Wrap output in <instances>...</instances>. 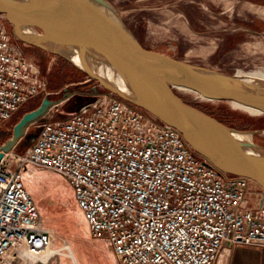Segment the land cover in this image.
I'll list each match as a JSON object with an SVG mask.
<instances>
[{
	"label": "built area",
	"instance_id": "built-area-1",
	"mask_svg": "<svg viewBox=\"0 0 264 264\" xmlns=\"http://www.w3.org/2000/svg\"><path fill=\"white\" fill-rule=\"evenodd\" d=\"M40 95L45 83L0 13V127ZM31 126L32 145L0 161V264H41L54 248L25 169L67 182L91 238L105 241L116 264H216L225 246L264 249V193L141 109L109 93Z\"/></svg>",
	"mask_w": 264,
	"mask_h": 264
},
{
	"label": "rangeland",
	"instance_id": "rangeland-1",
	"mask_svg": "<svg viewBox=\"0 0 264 264\" xmlns=\"http://www.w3.org/2000/svg\"><path fill=\"white\" fill-rule=\"evenodd\" d=\"M105 1L146 50L264 84V0ZM8 32L23 56L34 64L48 95L25 103L0 127V146L12 137V128L22 115L37 108L45 97L54 106L39 123L64 119L93 102L96 96L110 93L67 59L18 41L9 25ZM176 93L227 127L253 133L260 147H264V115L257 110L234 102H215L185 90ZM37 134L38 129L30 126L12 152L23 154L33 143L31 135ZM24 181L53 239L52 250H60L66 243L76 261L109 264L105 241L92 239L80 226L84 218L63 178L48 171L25 169ZM251 190L260 191L254 184ZM61 257L60 264H69Z\"/></svg>",
	"mask_w": 264,
	"mask_h": 264
},
{
	"label": "water",
	"instance_id": "water-1",
	"mask_svg": "<svg viewBox=\"0 0 264 264\" xmlns=\"http://www.w3.org/2000/svg\"><path fill=\"white\" fill-rule=\"evenodd\" d=\"M0 13L13 37L24 44L65 59L55 48L69 47L105 61L127 86L130 97L81 70L122 101L175 128L193 152L217 170L246 178L264 193V147L240 142L235 135L241 132L176 93L185 90L215 102L238 103L264 115L263 83L146 50L117 13L99 0H0ZM27 30L34 35L23 36ZM52 106L54 102L45 97L37 108L22 115L12 128V137L0 146V161ZM36 136L31 135L30 141ZM251 147L261 150L252 151Z\"/></svg>",
	"mask_w": 264,
	"mask_h": 264
},
{
	"label": "bare ground",
	"instance_id": "bare-ground-1",
	"mask_svg": "<svg viewBox=\"0 0 264 264\" xmlns=\"http://www.w3.org/2000/svg\"><path fill=\"white\" fill-rule=\"evenodd\" d=\"M99 1L105 4L106 6H108L110 11L115 12L112 6H110L105 0H99ZM22 35L26 37L27 35H34V33L31 30H27ZM55 49L61 52V54L65 56L67 59H69V61L77 68L89 71L90 73L97 76L104 83H107L109 86L114 87L116 90H118L119 93H122L125 96H129V97L131 96V93L127 88V86L123 83V81L119 78V76L115 73V71L102 59H99L96 56L80 53L69 47L57 46ZM235 136L237 140H239L242 143L254 144L260 146V144L257 142V138L254 137L253 133L241 132V133H237ZM251 148L252 151L259 152L261 150L257 147L256 148L251 147ZM65 246L68 247L69 252H64ZM52 249L53 248L47 250L42 256L38 257V261H40L41 264H51V262L58 261L61 256H64L66 258V261L69 260L70 264H77L76 258L74 256V252L72 251V248L68 244L65 243L60 250H52Z\"/></svg>",
	"mask_w": 264,
	"mask_h": 264
},
{
	"label": "crops",
	"instance_id": "crops-1",
	"mask_svg": "<svg viewBox=\"0 0 264 264\" xmlns=\"http://www.w3.org/2000/svg\"><path fill=\"white\" fill-rule=\"evenodd\" d=\"M24 105L25 104H23L20 108H22ZM80 226L86 230L87 234L89 233L84 219L83 223H81ZM105 247L106 257L109 260V264H116V261H114L113 259V254L107 244L105 245ZM61 259L62 257H60L59 261H56L55 264H60ZM65 262L70 264V261ZM76 262L77 264H88L85 261ZM216 264H264V249L244 246H225L222 253L218 257Z\"/></svg>",
	"mask_w": 264,
	"mask_h": 264
},
{
	"label": "trees",
	"instance_id": "trees-1",
	"mask_svg": "<svg viewBox=\"0 0 264 264\" xmlns=\"http://www.w3.org/2000/svg\"><path fill=\"white\" fill-rule=\"evenodd\" d=\"M196 108L200 109L198 106H196Z\"/></svg>",
	"mask_w": 264,
	"mask_h": 264
},
{
	"label": "flooded vegetation",
	"instance_id": "flooded-vegetation-1",
	"mask_svg": "<svg viewBox=\"0 0 264 264\" xmlns=\"http://www.w3.org/2000/svg\"><path fill=\"white\" fill-rule=\"evenodd\" d=\"M137 39V38H136ZM137 41L139 42V40L137 39ZM140 43V42H139Z\"/></svg>",
	"mask_w": 264,
	"mask_h": 264
}]
</instances>
